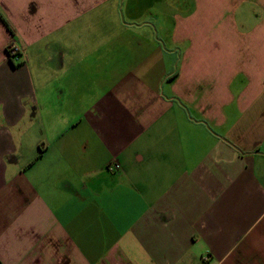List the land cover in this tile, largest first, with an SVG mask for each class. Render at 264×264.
<instances>
[{"label": "crops", "instance_id": "obj_1", "mask_svg": "<svg viewBox=\"0 0 264 264\" xmlns=\"http://www.w3.org/2000/svg\"><path fill=\"white\" fill-rule=\"evenodd\" d=\"M0 18V264H264V0Z\"/></svg>", "mask_w": 264, "mask_h": 264}, {"label": "built area", "instance_id": "obj_2", "mask_svg": "<svg viewBox=\"0 0 264 264\" xmlns=\"http://www.w3.org/2000/svg\"><path fill=\"white\" fill-rule=\"evenodd\" d=\"M20 52V48L14 44L12 41L4 45V53L6 57L16 56ZM118 167L115 161H110L106 164L108 170H114Z\"/></svg>", "mask_w": 264, "mask_h": 264}, {"label": "trees", "instance_id": "obj_3", "mask_svg": "<svg viewBox=\"0 0 264 264\" xmlns=\"http://www.w3.org/2000/svg\"><path fill=\"white\" fill-rule=\"evenodd\" d=\"M1 19V18H0ZM2 21V20H1Z\"/></svg>", "mask_w": 264, "mask_h": 264}]
</instances>
